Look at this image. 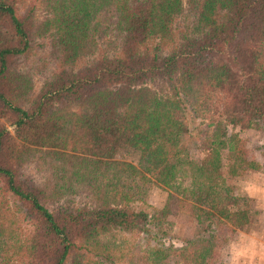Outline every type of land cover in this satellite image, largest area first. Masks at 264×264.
<instances>
[{"label":"trees","instance_id":"1","mask_svg":"<svg viewBox=\"0 0 264 264\" xmlns=\"http://www.w3.org/2000/svg\"><path fill=\"white\" fill-rule=\"evenodd\" d=\"M19 3L0 0V264L109 262L128 232L151 264L176 252L200 264L165 244L162 211L180 199L204 209L197 222L244 214L228 211L243 199L222 188V169L236 154L231 128L264 127V0H42L39 20ZM44 35L34 89L17 59ZM127 150L144 170L117 159ZM147 182L166 191L163 208L133 205Z\"/></svg>","mask_w":264,"mask_h":264},{"label":"rangeland","instance_id":"2","mask_svg":"<svg viewBox=\"0 0 264 264\" xmlns=\"http://www.w3.org/2000/svg\"><path fill=\"white\" fill-rule=\"evenodd\" d=\"M19 4L18 11L21 13L31 8L33 18L36 20L41 18L42 0H20ZM48 48V36L34 37L31 53L23 57L26 59L22 61L17 59L18 67H23L32 75L34 89L39 88L41 83V77L34 70L35 63ZM210 102L207 100L208 104ZM7 128L11 129L10 126ZM231 130L238 137L236 154L224 159L221 183L222 188L229 194L243 199L237 200L227 207L229 209L227 210L237 209L244 214L226 215L222 212L203 217L202 221L197 222L194 216L201 215L204 209L196 212L188 201L176 199L162 211L160 235L165 244H169L172 249H182L192 258L196 254H201L200 264H264V127H256L247 119H241ZM206 132V127H199L197 136L189 139L188 148L192 157L201 156V138ZM117 159L131 162L140 170H144L135 151H122L117 154ZM237 162L243 167L238 166ZM22 172L44 186L45 173L39 171L36 165L29 164ZM130 195L133 205L137 207L149 205L159 209L164 207L166 200V191L152 182H147L140 188V192L135 190ZM147 210L151 211L149 208ZM10 212L12 228L16 235L23 236L28 229L27 224L16 211ZM208 222L211 224V230H206L205 234L201 233V230L206 229ZM140 237L133 232L115 235L114 239L119 241L118 249L121 255L115 253L111 261H101L100 264H151L146 259V247ZM157 264L196 263L182 259L176 252Z\"/></svg>","mask_w":264,"mask_h":264}]
</instances>
